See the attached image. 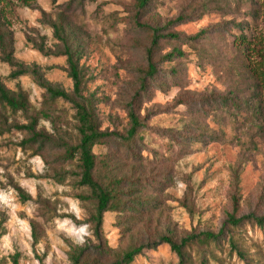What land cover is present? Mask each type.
<instances>
[{"label": "rangeland", "instance_id": "rangeland-1", "mask_svg": "<svg viewBox=\"0 0 264 264\" xmlns=\"http://www.w3.org/2000/svg\"><path fill=\"white\" fill-rule=\"evenodd\" d=\"M66 1H0V8L16 61L71 94L66 56L36 48L63 50L51 26L63 18V38L79 54L83 102L99 129L112 133L92 148L95 177L123 203L103 213L96 234L94 202L79 184V161L64 158L65 147L78 142L75 108L51 99L29 73L11 77L12 68L0 58V81L23 91L29 103L28 112L0 109V264H74L75 255L79 264H179L163 236L176 243L191 239L183 264H264V220L253 219H264V84L241 68L252 62L238 45L242 38L253 45L264 37V0H232L235 7L225 10L211 4L203 9L207 0H156L141 15L133 0L70 8ZM179 16L187 18L179 22ZM135 21L148 23L157 35H179L174 44L158 39L157 72L145 80L152 30ZM172 45L180 55L168 54ZM130 107L143 126L125 141ZM30 115H37L35 129L47 140L28 142L29 134L15 128L29 123ZM69 201L81 219L66 211ZM230 216L249 218L233 227ZM65 219L75 227L87 224L90 235L76 242L75 233L57 227ZM32 221L40 231L35 244ZM218 231L217 245L197 242ZM228 232L244 257L229 251ZM138 245L144 247L124 263V252Z\"/></svg>", "mask_w": 264, "mask_h": 264}, {"label": "trees", "instance_id": "trees-1", "mask_svg": "<svg viewBox=\"0 0 264 264\" xmlns=\"http://www.w3.org/2000/svg\"><path fill=\"white\" fill-rule=\"evenodd\" d=\"M8 2L10 0H0ZM21 5H29L32 0H15ZM56 0H54L55 2ZM85 1H94V0H67L68 7L70 8L74 3L82 5ZM135 2V6L137 8L138 15L143 14L146 10L155 6L156 0H133ZM230 1L232 0H207L204 2L203 9H206L208 5H215L217 8L221 10H225L228 8L235 7L236 3L231 5ZM187 18L185 16H179L176 20L183 21ZM6 16L4 9L0 8V58L3 62L7 63L11 68L12 72L10 74L11 77H17L23 74H31L40 85L45 89V92L49 95L51 99H63L65 101L70 102L76 110V122H77V132H78V142L75 145L66 146L64 150V158L73 159L77 158L80 164V170L78 173L79 184L90 191V196L94 202V213L90 219V222L93 227V231L98 234L102 225L103 213L107 211H118L119 204H122L119 199H116V194L113 193L110 189H107L103 186V184L97 180L95 177V169H96V155L93 153L92 148L96 144H101L104 142L105 138L110 137L112 133H107L105 131H101L99 129L96 117L93 114V111L90 105L84 103L83 97H81L82 91V81L80 68L78 65V56L79 54L75 52L73 49H70V46L67 42V38H63L65 35L66 25L62 19H58L59 21L56 23H52L51 26L54 30V34L59 40L62 42L63 50L53 51L51 49L45 48L42 44L36 45L38 51H40L44 55H57L63 54L66 56V62L68 66V75L70 76L73 86L72 93L68 94L63 90L50 86L45 81H40L41 77L36 68L29 69L25 67L23 63L16 61L13 52V36L12 32L7 28ZM135 24H140L139 21H135ZM68 25V24H67ZM148 29H151L150 33V45L146 50V58H147V70L144 77L152 78L155 76L157 69L155 59L158 58V39L159 38H171L172 44L176 43L179 40V35L175 33H168L167 35H157L155 28L148 25V23L140 24ZM140 27V26H139ZM67 36V35H66ZM199 35L193 36V39L197 38ZM238 45H242V55H245L252 64L244 63L241 68L246 72L250 73L252 77L256 76V79L264 84V37L258 39L253 45H251V40L242 38L238 41ZM259 47L257 48V46ZM170 56L180 55L181 50L178 45H172L171 50L168 53ZM253 58V59H252ZM255 58V59H254ZM255 60V61H252ZM143 80V81H144ZM144 86V85H142ZM0 109L9 110L11 113L16 112H28L29 103L27 95L19 90V91H10L8 90L3 83L0 81ZM36 122L37 115L29 116V123L27 124H17L14 125L15 128L20 130H25L27 134H29L28 142H37L41 143L47 140L46 135L42 132L36 131ZM143 123L138 118L135 111L130 107L129 108V128L126 131L125 135H121V138L125 141H130L136 135V133L141 129ZM5 132L3 129L0 131V134ZM43 144V143H42ZM249 217L242 216L240 218H234L233 216L229 217V224L233 227L238 225L244 219H248ZM253 219L261 223L264 219L259 217H253ZM4 232V228L0 227V237ZM222 234V231H218L217 233L206 232L197 239V242L202 243L203 245H210L211 243L217 245L219 240V236ZM40 231L37 227V223L31 222V236L33 239V243L35 244L39 240ZM161 242H165L170 245L171 250H173L178 258L179 264H183L185 257L183 248L186 243L189 242V237L182 239L180 243H176L168 236H163L160 238ZM227 243L229 245V251L233 255H237L240 257H244V252L237 247V243L234 240L233 235L228 232L227 235ZM143 245H138L131 247L129 250L124 252L122 255V261L124 263H129L133 260L134 256L138 254ZM80 258L79 255L74 256V264H79ZM13 264H16L14 259Z\"/></svg>", "mask_w": 264, "mask_h": 264}, {"label": "clouds", "instance_id": "clouds-1", "mask_svg": "<svg viewBox=\"0 0 264 264\" xmlns=\"http://www.w3.org/2000/svg\"><path fill=\"white\" fill-rule=\"evenodd\" d=\"M180 187L182 188L183 185H181ZM12 195L13 194L11 192H9V196L5 197L4 202L6 204L9 203V197H11ZM69 204L71 205V208L70 209H66V211L67 210L72 211L73 213H75L77 219H81L82 216L80 214V211L76 208V204L74 202H72V201H69ZM12 207L15 208V205H12ZM21 223L23 224V222H21ZM23 227H24L25 232H27V225L24 224ZM57 227L61 228V229H65L69 234L75 233L78 237H80L76 241L78 243H82L83 242V239H82L83 236L90 235V233L87 231V229L89 227L87 224H83V225H81L79 227H75L73 225L72 221L68 220V219L63 220L62 222H58L57 223Z\"/></svg>", "mask_w": 264, "mask_h": 264}]
</instances>
